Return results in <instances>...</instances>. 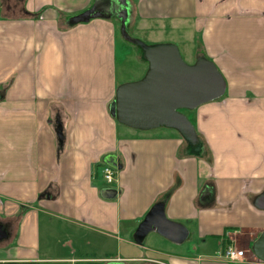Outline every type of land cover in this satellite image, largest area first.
<instances>
[{
    "label": "crops",
    "instance_id": "obj_1",
    "mask_svg": "<svg viewBox=\"0 0 264 264\" xmlns=\"http://www.w3.org/2000/svg\"><path fill=\"white\" fill-rule=\"evenodd\" d=\"M126 28L198 40L195 60L221 75L219 99L181 110L198 154L174 129L111 115ZM155 208L179 241L138 234ZM0 227V264H264L251 252L264 231V0H0ZM225 245L249 256L223 261Z\"/></svg>",
    "mask_w": 264,
    "mask_h": 264
},
{
    "label": "water",
    "instance_id": "obj_2",
    "mask_svg": "<svg viewBox=\"0 0 264 264\" xmlns=\"http://www.w3.org/2000/svg\"><path fill=\"white\" fill-rule=\"evenodd\" d=\"M86 20V15L77 18V21ZM127 40L142 49L148 69L141 80L117 88L111 115L118 123L133 129L149 130L160 126L174 129L191 146L192 152L198 154L201 146L194 128L180 111H192L219 99L225 86L221 75L204 58L187 65L174 45L148 46L138 40ZM57 134L62 141L61 126L57 128ZM104 162L117 166L111 156H107ZM106 194V199L115 197L114 191L108 190ZM138 230L141 236L152 230L171 241L182 238L180 227L166 220L162 209L155 208L149 213ZM251 252L264 263V231L252 244Z\"/></svg>",
    "mask_w": 264,
    "mask_h": 264
},
{
    "label": "rangeland",
    "instance_id": "obj_3",
    "mask_svg": "<svg viewBox=\"0 0 264 264\" xmlns=\"http://www.w3.org/2000/svg\"><path fill=\"white\" fill-rule=\"evenodd\" d=\"M123 33H124L123 39L125 41H127V43H130L127 40V39H129L128 34H130V36L134 37V40H138V41H140V42H142L148 46L158 45L157 43H163V42L169 41L171 39L169 37V35H167L164 32H154V33L150 34L149 36H144L140 32H137V31L134 32L131 29L126 28V30ZM116 39H117V42H116V46H115V48H116V69H115V73H116V79H117L118 84L121 86L124 84H130V83H134L136 81L141 80L144 77L143 75H145L144 73H146V72H145V66L141 65V63L139 61H137L136 57H135V53L139 54V51L137 50L138 48L136 49V47H138V46H136L134 48V46L127 44L126 42L124 43L123 40L119 36L118 30L116 31ZM187 41H191V38H188ZM174 42L180 51V56L182 57L183 61L187 65L194 64L196 60H195V55L193 52L196 51L195 49H199L198 40H196L195 43H193V42L190 44L186 43L184 46H182L181 42L177 41L176 39H174ZM123 45L129 46V48H125ZM128 55H130V56L127 57ZM142 58H144V57L142 56ZM145 63L147 65V69H148V64H147V62H145ZM56 135L58 138L57 127H56ZM58 142H60L59 138H58ZM201 149H203L202 146H201ZM164 243L170 249L171 248L175 249V248L181 247V246H176L175 244H173L170 241H164ZM245 252H246V255L249 256V251L246 250Z\"/></svg>",
    "mask_w": 264,
    "mask_h": 264
},
{
    "label": "built area",
    "instance_id": "obj_4",
    "mask_svg": "<svg viewBox=\"0 0 264 264\" xmlns=\"http://www.w3.org/2000/svg\"><path fill=\"white\" fill-rule=\"evenodd\" d=\"M102 167V179L107 187H112L116 183L118 170L120 167H112L107 165L104 161ZM220 257L223 261L236 263V262H245L246 261V252L239 250L233 246L225 245L223 250L220 253ZM69 264H76V261H69Z\"/></svg>",
    "mask_w": 264,
    "mask_h": 264
},
{
    "label": "trees",
    "instance_id": "obj_5",
    "mask_svg": "<svg viewBox=\"0 0 264 264\" xmlns=\"http://www.w3.org/2000/svg\"><path fill=\"white\" fill-rule=\"evenodd\" d=\"M144 61H145V60H144ZM145 62H146V61H145ZM202 151H203V149H202ZM202 151H201V154H202ZM201 154H200V155H201Z\"/></svg>",
    "mask_w": 264,
    "mask_h": 264
}]
</instances>
